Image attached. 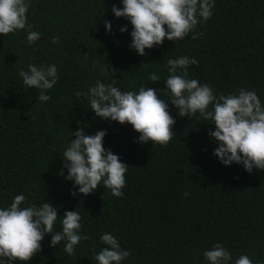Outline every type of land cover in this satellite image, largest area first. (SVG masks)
I'll return each instance as SVG.
<instances>
[{
  "label": "trees",
  "instance_id": "obj_1",
  "mask_svg": "<svg viewBox=\"0 0 264 264\" xmlns=\"http://www.w3.org/2000/svg\"><path fill=\"white\" fill-rule=\"evenodd\" d=\"M113 5L123 6L121 0H30L27 20L41 38L28 45L24 30L0 35V208L18 194L27 198L23 206L51 201L58 210L54 232L62 230L65 211L75 210L80 234L89 237L69 255L63 241L50 247L46 235L40 253L13 264H97L105 232L130 252L122 264H208L203 253L215 243L232 254L231 264L242 254L264 264V171L223 165L208 135L214 124L199 114L181 118L169 104L176 135L166 146L142 144L131 125L98 118L87 98L75 95L97 80L110 83L111 72L101 71L108 67L117 70L115 86L122 91L153 87L170 102L167 60L188 56L199 63L188 66L187 78L210 84L216 95L255 90L264 103V0H215L212 17L194 30L202 33L198 39L194 33L165 39L145 56L129 47L132 26L114 16ZM30 63L58 68L47 102L18 75ZM152 72L161 80L152 83ZM81 126L86 135L106 130L104 147L129 165L122 198L102 182L88 196L70 194L73 181L64 179L61 153Z\"/></svg>",
  "mask_w": 264,
  "mask_h": 264
},
{
  "label": "clouds",
  "instance_id": "obj_2",
  "mask_svg": "<svg viewBox=\"0 0 264 264\" xmlns=\"http://www.w3.org/2000/svg\"><path fill=\"white\" fill-rule=\"evenodd\" d=\"M122 7L113 5L112 13L116 18H125L130 22L131 43L129 47L138 55L145 56L146 49L162 45L164 40L185 39L194 33L197 25L207 21L213 15L215 0H121ZM30 0H0V35L26 31L28 45L35 44L41 33L33 30L28 23L27 13ZM106 31L111 33L112 24L104 21ZM127 31V26L119 29ZM202 33L195 32L192 39H198ZM53 44L59 43V37H53ZM198 61L192 57L181 56L168 59V76L164 81L170 93V102H165L158 94V89L141 86L138 92L122 91L116 87L113 68L107 67L102 72H111L110 83L97 80L87 92L77 91L76 97L84 96L89 108L95 115L108 121L129 124L139 133L137 142L166 146L176 135L172 128L176 123L169 111V104L174 105L178 115L188 117L199 114L204 122L214 124L215 130L209 129L208 135L217 147L213 155L225 166L240 164L245 171L253 169L264 171V103L255 90L240 88L237 93L228 95L214 94L210 84H201L197 79H189L188 66ZM18 75L27 88L38 90L37 100L47 102L50 96L46 92L54 87L59 79L55 64L37 66L30 63L28 70L20 69ZM152 83L161 80L156 72L149 77ZM79 124V121H77ZM72 139L61 153L63 169L67 170L65 180L73 181L70 194L88 196L103 183L114 197L122 198V189L126 185V173L129 165L111 149L104 147L106 130L86 135L84 127L72 132ZM63 169L60 175L63 176ZM78 189V192H77ZM183 195L187 196L188 193ZM23 194L15 195L9 206L0 208V264H13L14 261H30L42 250V241L51 234L50 247L64 242V251L73 255L75 247L87 240L81 235V215L65 211L62 217V230L54 232L58 219L57 207L51 201L39 206L35 203L26 205ZM105 245L94 255L97 264H122L130 252L121 247L116 237L105 232L100 237ZM208 264H231L232 254L220 243H215L204 251ZM234 264H253L248 255H240ZM256 264H261L259 260Z\"/></svg>",
  "mask_w": 264,
  "mask_h": 264
}]
</instances>
